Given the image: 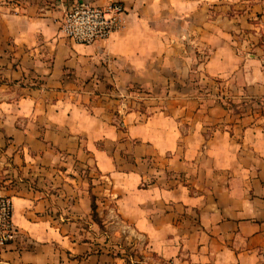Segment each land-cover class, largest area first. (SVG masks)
Wrapping results in <instances>:
<instances>
[{"label":"crops","instance_id":"obj_1","mask_svg":"<svg viewBox=\"0 0 264 264\" xmlns=\"http://www.w3.org/2000/svg\"><path fill=\"white\" fill-rule=\"evenodd\" d=\"M0 196V264H264V0H0Z\"/></svg>","mask_w":264,"mask_h":264},{"label":"built area","instance_id":"obj_2","mask_svg":"<svg viewBox=\"0 0 264 264\" xmlns=\"http://www.w3.org/2000/svg\"><path fill=\"white\" fill-rule=\"evenodd\" d=\"M124 14V8L117 2L105 6L75 4L65 11L59 22V32L76 44L92 45L117 31L121 27ZM12 215L11 198L0 196V248L16 237Z\"/></svg>","mask_w":264,"mask_h":264},{"label":"rangeland","instance_id":"obj_3","mask_svg":"<svg viewBox=\"0 0 264 264\" xmlns=\"http://www.w3.org/2000/svg\"><path fill=\"white\" fill-rule=\"evenodd\" d=\"M143 95L144 94L142 92L133 91V93L131 94V98L130 99L132 101H139L138 98L143 97ZM136 106L140 107L139 103H137ZM253 108L255 109L257 107H253ZM162 176H163V178H167L166 175H162ZM113 220L116 223V226H115L116 227V230L114 232H112V233H108L106 231V233H107L106 235H108V238L111 241V243L116 244V245L122 244V242L124 241V237L125 236H129L130 239H132L133 241H136L137 242V244H136L137 246H136V250H135L136 251V255H142L141 253L143 251V242H144V240L141 237H138V236H135V235H132V234H129V235L126 234L125 235L124 232H122V231H125L126 230L125 227L127 225L125 223H123L121 220H118L116 218H114ZM102 230H104V229L102 228ZM125 232L127 233L128 231H125ZM127 253L128 252L126 251V254Z\"/></svg>","mask_w":264,"mask_h":264},{"label":"trees","instance_id":"obj_4","mask_svg":"<svg viewBox=\"0 0 264 264\" xmlns=\"http://www.w3.org/2000/svg\"><path fill=\"white\" fill-rule=\"evenodd\" d=\"M91 218L94 222H96L97 224H100V221L96 214V204H95V200L93 197L91 198Z\"/></svg>","mask_w":264,"mask_h":264}]
</instances>
